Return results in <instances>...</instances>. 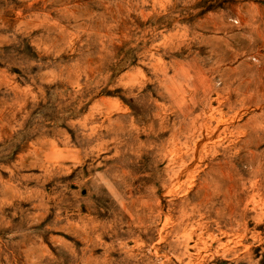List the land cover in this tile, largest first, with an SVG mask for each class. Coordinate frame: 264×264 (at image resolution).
I'll list each match as a JSON object with an SVG mask.
<instances>
[{"label":"rangeland","instance_id":"1","mask_svg":"<svg viewBox=\"0 0 264 264\" xmlns=\"http://www.w3.org/2000/svg\"><path fill=\"white\" fill-rule=\"evenodd\" d=\"M0 264H264V0H0Z\"/></svg>","mask_w":264,"mask_h":264},{"label":"bare ground","instance_id":"2","mask_svg":"<svg viewBox=\"0 0 264 264\" xmlns=\"http://www.w3.org/2000/svg\"><path fill=\"white\" fill-rule=\"evenodd\" d=\"M241 204V202H237L236 204V208H233L232 206H228V212L230 214H234L235 212H237V208L239 209V205ZM249 204V203H248ZM245 209H246V206H245ZM245 209H242L241 210V214L243 217H245V213H246V210ZM262 210V209H261ZM239 224V223H238ZM246 224V223H245ZM240 225V224H239ZM244 226V225H243Z\"/></svg>","mask_w":264,"mask_h":264}]
</instances>
